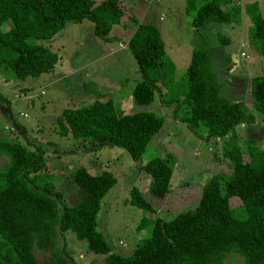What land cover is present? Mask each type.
I'll list each match as a JSON object with an SVG mask.
<instances>
[{
	"label": "trees",
	"instance_id": "obj_1",
	"mask_svg": "<svg viewBox=\"0 0 264 264\" xmlns=\"http://www.w3.org/2000/svg\"><path fill=\"white\" fill-rule=\"evenodd\" d=\"M247 11L253 43L264 57V17L256 2L249 3ZM186 12L192 16L190 25L198 40L182 77L186 89L179 86L181 79L176 78L175 64L166 56L158 27L140 23L127 42L142 76L133 87V99L145 105L158 93L163 105L176 103V112L187 107L181 118L188 128L195 132L205 128L207 139H227L223 156L230 173H213L203 184L194 209L169 220L156 218L149 236L126 256L113 251L97 230L101 200L116 183L110 172L92 175L84 167L74 169L70 177L79 193L73 204H65L64 195L45 174L44 151L30 149L18 139L0 138V158L6 159L0 162V264H38L35 249L49 252L51 264L65 263L63 250L55 246L56 232L61 236L72 232L90 251L105 256V264H221L226 254L241 255L246 264H264V151L248 138L245 159L235 131L241 124L264 117V69L250 81L259 115L249 111L242 100L221 96L205 29L212 22H236L238 1L186 0ZM85 19L92 21L94 34L105 41L113 26L127 23L120 0H0L1 77L11 82L51 70L59 57L47 43L68 22ZM162 125V117L152 112H119L112 98L66 108L56 118L61 136L80 138L91 148L120 146L134 159L141 157ZM178 163L167 153L140 166L150 178L152 197L164 198L172 191L171 178ZM127 202L146 212L155 211L137 187L131 188Z\"/></svg>",
	"mask_w": 264,
	"mask_h": 264
},
{
	"label": "rangeland",
	"instance_id": "obj_2",
	"mask_svg": "<svg viewBox=\"0 0 264 264\" xmlns=\"http://www.w3.org/2000/svg\"><path fill=\"white\" fill-rule=\"evenodd\" d=\"M237 1L240 12L236 22H212L205 29L211 68L220 84L219 94L231 100H242L246 108L257 115L250 81L263 72L264 57L253 43L247 5L256 2L264 17V0ZM120 3L127 25L125 28L113 26L108 41L94 34V25L88 19L68 22L61 33L47 43L59 57L51 70L11 82L0 75V138L18 139L30 149L44 151L45 174L54 181L55 190L62 192L65 204H73L79 193L70 177L74 169L84 167L92 175L110 172L116 183L101 200L97 230L113 251L127 256L149 236L156 218L169 220L181 211L194 209L209 177L216 171L230 173L231 169L223 156L227 139H207L205 128L199 127L196 132L188 128L181 118L187 107L176 112V103L163 105L158 93L145 105H137L133 99V87L142 76L125 43L140 23L153 24L161 30L166 56L175 64V76L181 79L179 86L186 89L182 77L198 41L190 25L192 16L186 12V0H120ZM219 36L227 41L222 42ZM96 98L114 99L119 112H152L162 117L161 129L139 159H134L120 146L91 148L92 145L80 138L59 134L56 118L64 109L86 105ZM258 117L254 125L250 124L253 132L250 133V126L245 130L244 127L235 129L239 132L238 141L245 159L248 138L254 139L257 148L264 151V117ZM167 153L179 162L171 178L172 191L164 198H154L149 192L150 178L140 166ZM4 157L0 158L1 163L6 162ZM185 184L188 185L182 187ZM132 187L140 189L150 200L154 212L143 211L127 202ZM142 219L144 223L138 229ZM54 241L56 248L63 250L66 258L63 264H105V256L90 251L86 242L77 240L72 232L64 236L56 232ZM35 254L38 264H51L49 252L35 249ZM220 262L246 264L243 256L234 254H226Z\"/></svg>",
	"mask_w": 264,
	"mask_h": 264
},
{
	"label": "crops",
	"instance_id": "obj_3",
	"mask_svg": "<svg viewBox=\"0 0 264 264\" xmlns=\"http://www.w3.org/2000/svg\"><path fill=\"white\" fill-rule=\"evenodd\" d=\"M238 4H239V3H238ZM126 25H127V24H126ZM125 27H126V26H125ZM125 27H124V28H125ZM134 29H135V28H134ZM134 29H133V31H134ZM158 29H159V28H158ZM159 31H160V34H161V30H160V29H159ZM131 35H132V34H131ZM161 37H162V36H161ZM129 38H130V37H128V38L126 39V43H125V46H126V47H127V42H128V40H129ZM117 40L120 41V38L117 37ZM162 40H163V38H162ZM123 45H124V44H123ZM121 48H123V46H121ZM247 82H249V80H248ZM253 125H254V124H253ZM247 126H250V125H243V124H241L240 126H238V127H236V128L241 129L242 127H244V130H245V129H247ZM250 128H251V129H250V130H251L250 133H251V132H253L254 128H253V126H250ZM235 131H236V130H235ZM236 134H237V137L239 138L240 136H239V132H238V131H236Z\"/></svg>",
	"mask_w": 264,
	"mask_h": 264
},
{
	"label": "built area",
	"instance_id": "obj_4",
	"mask_svg": "<svg viewBox=\"0 0 264 264\" xmlns=\"http://www.w3.org/2000/svg\"><path fill=\"white\" fill-rule=\"evenodd\" d=\"M243 55V54H242ZM21 114H23V113H21Z\"/></svg>",
	"mask_w": 264,
	"mask_h": 264
}]
</instances>
